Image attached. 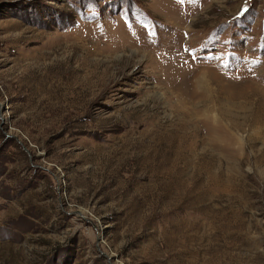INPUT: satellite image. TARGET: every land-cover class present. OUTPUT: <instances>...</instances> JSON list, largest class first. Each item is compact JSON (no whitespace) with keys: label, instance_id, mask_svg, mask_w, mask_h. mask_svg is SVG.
I'll return each instance as SVG.
<instances>
[{"label":"rangeland","instance_id":"rangeland-1","mask_svg":"<svg viewBox=\"0 0 264 264\" xmlns=\"http://www.w3.org/2000/svg\"><path fill=\"white\" fill-rule=\"evenodd\" d=\"M0 264H264V0H0Z\"/></svg>","mask_w":264,"mask_h":264},{"label":"bare ground","instance_id":"bare-ground-1","mask_svg":"<svg viewBox=\"0 0 264 264\" xmlns=\"http://www.w3.org/2000/svg\"><path fill=\"white\" fill-rule=\"evenodd\" d=\"M167 53V52H166ZM163 55V54H162ZM156 59V58H155ZM158 65V64H157Z\"/></svg>","mask_w":264,"mask_h":264}]
</instances>
